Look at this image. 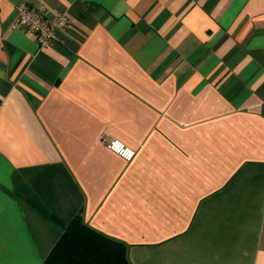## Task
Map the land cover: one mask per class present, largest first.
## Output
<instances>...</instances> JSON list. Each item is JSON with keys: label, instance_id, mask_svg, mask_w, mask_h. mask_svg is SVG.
I'll list each match as a JSON object with an SVG mask.
<instances>
[{"label": "crops", "instance_id": "obj_1", "mask_svg": "<svg viewBox=\"0 0 264 264\" xmlns=\"http://www.w3.org/2000/svg\"><path fill=\"white\" fill-rule=\"evenodd\" d=\"M77 216L130 264H264V0H0V264Z\"/></svg>", "mask_w": 264, "mask_h": 264}, {"label": "trees", "instance_id": "obj_2", "mask_svg": "<svg viewBox=\"0 0 264 264\" xmlns=\"http://www.w3.org/2000/svg\"><path fill=\"white\" fill-rule=\"evenodd\" d=\"M44 264H130L125 243L87 227L80 216L66 228Z\"/></svg>", "mask_w": 264, "mask_h": 264}, {"label": "built area", "instance_id": "obj_3", "mask_svg": "<svg viewBox=\"0 0 264 264\" xmlns=\"http://www.w3.org/2000/svg\"><path fill=\"white\" fill-rule=\"evenodd\" d=\"M17 17L11 26L12 30H23L28 34L34 35L41 46L47 45L56 38V33L67 27L69 24L68 16L58 14L56 16H46L38 12L25 3L17 6ZM103 145L111 152L118 155L124 161L130 163L136 157V150L117 138H102Z\"/></svg>", "mask_w": 264, "mask_h": 264}]
</instances>
